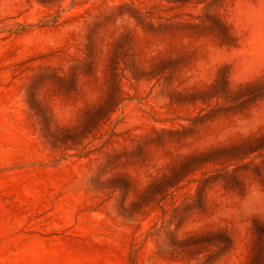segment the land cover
Wrapping results in <instances>:
<instances>
[{"label":"rangeland","instance_id":"obj_1","mask_svg":"<svg viewBox=\"0 0 264 264\" xmlns=\"http://www.w3.org/2000/svg\"><path fill=\"white\" fill-rule=\"evenodd\" d=\"M263 82L264 0H0V264H264Z\"/></svg>","mask_w":264,"mask_h":264},{"label":"trees","instance_id":"obj_2","mask_svg":"<svg viewBox=\"0 0 264 264\" xmlns=\"http://www.w3.org/2000/svg\"><path fill=\"white\" fill-rule=\"evenodd\" d=\"M245 91L247 93H245ZM236 94L240 95V99L243 100V104L246 106L245 108H247L259 100H264V82L246 87ZM237 150L241 154V158H247L251 155L264 157V132L247 138L244 144L238 147Z\"/></svg>","mask_w":264,"mask_h":264}]
</instances>
